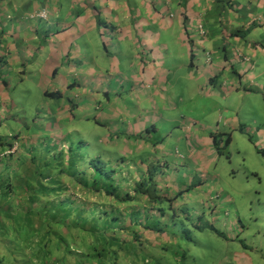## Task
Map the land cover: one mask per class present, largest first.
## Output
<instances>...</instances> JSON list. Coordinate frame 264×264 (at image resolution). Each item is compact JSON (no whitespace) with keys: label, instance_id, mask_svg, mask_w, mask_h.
<instances>
[{"label":"crops","instance_id":"0c3cea01","mask_svg":"<svg viewBox=\"0 0 264 264\" xmlns=\"http://www.w3.org/2000/svg\"><path fill=\"white\" fill-rule=\"evenodd\" d=\"M27 85L40 95L17 93ZM20 99L53 103L56 112L41 111L52 151L102 159L87 148L103 146L126 187L156 169L157 201L139 197L137 225L125 223L139 264H188L186 227L194 240L204 228L226 239L213 245L225 264L264 263L239 243L240 218L230 213L215 231L225 218L209 204L236 136L258 132L264 145V128L254 129L264 124V0H0V137L13 135L4 131ZM75 122L95 127L63 134ZM28 134L32 145L41 138Z\"/></svg>","mask_w":264,"mask_h":264},{"label":"trees","instance_id":"16d2710c","mask_svg":"<svg viewBox=\"0 0 264 264\" xmlns=\"http://www.w3.org/2000/svg\"><path fill=\"white\" fill-rule=\"evenodd\" d=\"M20 136L0 137L6 171L0 174V264H139L138 236L130 235L125 223L137 225L133 211L139 197L157 201L156 169L147 181L126 187L120 168L101 158L87 161L71 147L68 154L52 151L44 142L51 161L38 166L20 149L12 152ZM73 155L82 161H69Z\"/></svg>","mask_w":264,"mask_h":264},{"label":"rangeland","instance_id":"374dc122","mask_svg":"<svg viewBox=\"0 0 264 264\" xmlns=\"http://www.w3.org/2000/svg\"><path fill=\"white\" fill-rule=\"evenodd\" d=\"M29 89L40 95L36 86L29 85L21 87L17 93H24ZM37 101L36 99H20L17 111L14 113V122H9L12 126V130L9 129L4 131V133L21 134L20 138L22 141H18L20 151L26 152L28 154V159L34 157L38 166H45L51 160L47 155L48 151L42 146L43 142L48 146L46 139L43 140V129L46 128L48 124L42 116L44 112L41 114V111L44 108L50 109L51 113L56 111L52 102H50L51 105L45 104V106H43L42 102L36 104ZM35 104L36 107H34ZM33 113L35 114L33 115ZM32 116L35 118L34 121H32ZM90 127H95V125L80 126L75 122L72 125H65L63 134H72L75 131H79L80 135H76L85 138L84 135L86 132L90 131ZM263 128V121H258V124L254 126V129L259 131L263 130ZM1 129H6V125L3 124ZM30 129L33 130L34 134L41 136V138L37 140V143L33 145L31 137L28 134ZM259 136L258 132L255 133V136H248V138L243 139L241 136H236L234 146L231 145V148L226 150L230 158L224 157L216 168L219 181L213 188V198L209 202L212 207L217 206L221 211L222 217L225 218L223 219L221 217L222 219L219 221L220 226L216 228L215 231L218 232L223 229L222 223H225V220L227 221L228 218L231 219L230 213H232L233 217L235 215L236 218H240L241 222L239 223L242 226L239 227V229H241L240 231L243 232V235L239 243L243 247L257 251L253 252V256H255L256 259L264 256V158L257 153L253 145L250 144L249 139L264 150V145H262ZM89 139L91 140L93 138ZM16 141L17 140L14 139V143H16ZM21 145L27 146L29 150H23ZM102 148L103 146H90L87 150L89 154L93 156H95L96 152H100L102 159H105L109 166L114 156H105ZM15 157L14 154V158ZM54 159L55 158L52 160ZM83 159L89 160L85 154ZM69 161L80 163L82 160L73 155L69 158ZM212 182L214 181H211L210 184ZM228 195H230V197H228ZM133 206L135 207V204H133ZM137 210L133 211L136 216L139 215ZM189 210L192 211V208H189ZM138 220L139 218L136 219V221ZM182 227V224H180V230H182ZM186 229H189V231L191 230L188 233L184 232L183 235L184 243L188 247L186 257L188 264H225L224 261L228 257L225 254L224 247H214L213 245L220 244L224 246L227 241L226 239L222 240L220 237H217L216 234L210 233L209 228H204L203 230L205 232L199 234L194 240L195 236L193 234L195 231L188 227H186ZM224 236L227 238L228 234L223 235V237ZM20 238L22 240L27 239L25 235H20ZM19 250L20 248L14 243V252ZM167 262H169V260H167Z\"/></svg>","mask_w":264,"mask_h":264},{"label":"built area","instance_id":"2783aa9c","mask_svg":"<svg viewBox=\"0 0 264 264\" xmlns=\"http://www.w3.org/2000/svg\"><path fill=\"white\" fill-rule=\"evenodd\" d=\"M36 17L42 18V19H46L47 18V14L45 12L39 13L35 15Z\"/></svg>","mask_w":264,"mask_h":264},{"label":"clouds","instance_id":"9594fccd","mask_svg":"<svg viewBox=\"0 0 264 264\" xmlns=\"http://www.w3.org/2000/svg\"><path fill=\"white\" fill-rule=\"evenodd\" d=\"M33 16H35V15H33ZM14 149L17 150L18 149V146H16Z\"/></svg>","mask_w":264,"mask_h":264}]
</instances>
